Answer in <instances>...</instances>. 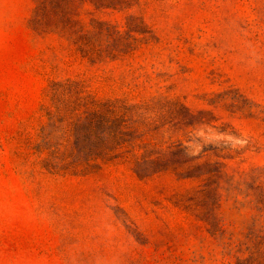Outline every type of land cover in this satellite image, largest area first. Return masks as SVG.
I'll list each match as a JSON object with an SVG mask.
<instances>
[{
    "label": "rangeland",
    "instance_id": "374dc122",
    "mask_svg": "<svg viewBox=\"0 0 264 264\" xmlns=\"http://www.w3.org/2000/svg\"><path fill=\"white\" fill-rule=\"evenodd\" d=\"M0 264H264V0H0Z\"/></svg>",
    "mask_w": 264,
    "mask_h": 264
}]
</instances>
